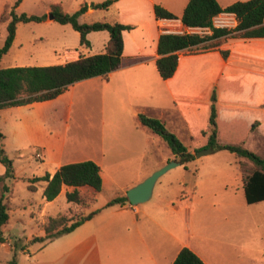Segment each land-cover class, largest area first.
Wrapping results in <instances>:
<instances>
[{
	"label": "rangeland",
	"instance_id": "1",
	"mask_svg": "<svg viewBox=\"0 0 264 264\" xmlns=\"http://www.w3.org/2000/svg\"><path fill=\"white\" fill-rule=\"evenodd\" d=\"M15 1L0 0V15L4 12L8 16ZM102 1L22 0L15 11L46 14L51 4L59 3L63 10L72 13L83 3ZM153 1L116 0L107 9H93L79 21L111 23L125 19L134 23L139 19L151 18L154 5H165L178 16L188 2ZM235 1L241 0H217L220 4ZM5 36L6 22H0V46ZM105 36L108 37L105 30L91 32L89 38L93 44L92 50L84 49L85 54L102 53ZM217 44L211 41L191 47L184 54L196 53ZM76 47L78 49V32L69 24H60L48 17L42 22L18 23L15 39L8 53L2 56L0 67L60 64L64 49ZM249 62L251 60L237 55H231L228 59V63ZM151 66L154 73L138 85L130 83L122 87L119 86L121 82L116 81L114 86H119V89L113 88L112 84L109 90L104 88L103 79H100L103 86L98 84L100 81L72 88L74 83L69 85L65 90H68L66 96L71 95L72 100L68 110L64 105L55 112L53 106L57 107V101H54V105L44 109L45 115L41 112L36 120L33 136L27 133L25 127L18 139V149L6 145L4 149L12 161L14 172L13 176L2 180L7 191L0 189V193L8 200L10 221L6 234L13 240V245H17L13 250L16 264H116L119 248L112 235V224L118 210L122 208L120 204L108 205V202L116 196L125 195L133 183L136 185L175 158L163 139H154L157 135L139 123L133 110L163 121L166 128L193 151L185 124L162 77L156 67ZM235 73L227 67L223 71L224 75ZM65 99L67 105L68 98ZM128 102L131 106H128ZM38 141L46 145L45 157L37 158L35 155L36 152L41 153ZM241 144L264 158V138L256 132H250ZM86 159L99 164L103 170V182L95 196L89 187L79 188L86 198L85 204L67 202L62 194L54 200V204L45 207L40 197L44 182L32 183L33 191L27 187L28 180L50 172L51 167L58 162ZM253 168L254 165L248 159H236L234 153L220 149L200 157L194 154L192 160L163 173L156 181L151 197L137 204L152 217V225L143 230L150 252L160 257L158 245L170 244L175 248L181 239H185L200 247L211 264H264V201L247 204L242 190V177ZM3 170L0 163V172ZM197 190L217 197L228 193L233 195L235 203H241V198L244 203L242 208L231 211L209 209L205 215L195 216L186 202ZM93 196L95 199L92 202ZM95 210L98 212L91 219L45 246L38 241H30L32 237L44 235L40 224L49 217L62 216L64 224L68 225L72 219L76 220ZM163 228L170 231L173 237L168 236Z\"/></svg>",
	"mask_w": 264,
	"mask_h": 264
},
{
	"label": "trees",
	"instance_id": "2",
	"mask_svg": "<svg viewBox=\"0 0 264 264\" xmlns=\"http://www.w3.org/2000/svg\"><path fill=\"white\" fill-rule=\"evenodd\" d=\"M21 1H15L8 16L4 12L0 15V22H6V36L0 46V60L3 55L8 53L15 39L18 23L42 22L47 17L60 24H69L78 32V42L83 48L90 47L87 34L92 31L105 30L108 32V39L105 43L104 52L79 55L77 59L61 64L0 67V109L54 99L64 92L69 85L77 81L94 76H106L109 72L120 67L123 52V32L130 29L131 26L120 22L94 21L85 23L79 21V16L88 7L107 9L116 0H104L91 4L83 3L72 13L63 10L59 3H54L50 5L46 14L40 15L16 13L15 8ZM153 10L156 18H176L173 13L160 5H154ZM222 11L235 13L238 23L234 29L219 28L212 25V17ZM263 15L264 0L235 1L224 8L218 4L217 0H188L179 17L181 22L186 26L210 27L212 33L209 35L195 33L160 34L157 44L159 57L155 62L159 75L162 79L173 77L179 65L180 51L198 46L208 40L233 32L243 38L264 37ZM231 51L251 58L264 59V44H235L218 50L222 59H226ZM211 64L216 65L217 62L212 61ZM198 65L203 67L205 64L200 62ZM198 75L200 78L199 99L203 101L206 84L204 80L211 76V72L205 75L204 70L201 69V74ZM174 104L184 118L193 151L188 149L175 133L167 129L160 119L138 113L137 120L141 125L146 126L152 133L163 139L180 163L192 160L194 154L202 148H211L212 152L226 149L234 153L236 159H248L254 168L242 177L245 201L252 204L264 200V158L241 144L247 138L248 133L253 131L264 138V72L217 77L209 95L208 105L185 100H175ZM197 134L200 135L199 138L196 137ZM3 138L4 135L0 131V163L5 168L4 173L0 175V181L13 176L14 172L12 161L4 150ZM243 171L246 172V170ZM37 181L45 183L42 195L46 201L53 200L60 193L62 186L65 185L74 188L65 193L66 201L82 205L86 203V198L78 188L89 187L95 196L102 186L101 168L89 159L65 163L59 166L52 175L45 173L42 176H33L28 180L27 187L30 191L34 189L32 183ZM94 196L92 202L95 199ZM126 201V195L116 196L108 202V205H124ZM8 210L4 194L0 193V243L5 241L2 227L9 219ZM97 212L98 210H95L76 220L72 219L68 225L64 224L62 216L49 217L40 224V229L44 235L32 237L30 241H38L45 246L55 238L73 231ZM7 264H16L14 254L7 261ZM171 264H204V262L194 251L183 246Z\"/></svg>",
	"mask_w": 264,
	"mask_h": 264
},
{
	"label": "crops",
	"instance_id": "3",
	"mask_svg": "<svg viewBox=\"0 0 264 264\" xmlns=\"http://www.w3.org/2000/svg\"><path fill=\"white\" fill-rule=\"evenodd\" d=\"M148 1L150 3H154L153 0H148ZM241 1H245V0H241ZM231 3H225V4L218 3V4L222 8H224ZM164 8L172 13V11H170L167 6L164 5ZM92 10L93 8L88 7V9L84 13H82L79 16V18L83 19L85 15L91 12ZM182 11L176 17H180ZM119 21L120 23L123 24H127V25L130 24L131 26L130 29L125 30L123 32V52L121 55L120 67L114 71L109 72L106 76H94L91 78L77 81L73 85H71V88L86 83H93V82L97 83L98 81H100L98 84H100V86H103L102 81L100 80L103 79L104 88L110 90L113 84L112 86L113 88L119 89L120 85L122 87H125L130 83L131 84L134 83L138 85L140 81H145L148 75L154 73L151 65L155 66V62L159 57V54L157 53V44L160 34L164 33L162 27L164 23V19L156 18L153 13V16L151 18L139 19V21L134 23H131L130 21L125 19H120ZM114 22H117V20ZM263 24H264V15H263ZM90 33L87 34V39L90 42L89 48L90 50H92L91 47L93 46V44L89 38ZM78 39H79V35H78ZM107 39L108 37L105 36L104 47ZM211 41H216L218 42V44L200 50L196 53L184 54V51L188 49L181 50L179 53V65L177 67L175 74L173 75V77L169 79H162L172 98L173 104L175 100H185L193 103L202 102L208 105L209 95L214 80L217 77L264 72V59L251 58L245 55L237 54L233 51H231L228 54L226 59H222L218 52V50L221 48H227L235 44H247V43L264 44V37L243 38L237 35L235 32H233L232 34H228L225 36L208 40L200 45L207 44L208 42ZM104 47L101 52L104 51ZM84 49L86 48L80 46L79 42H78V49L77 47L72 50L65 48L63 55L60 57V64L66 61L77 59L79 55H87L85 54ZM231 55H237L240 57L247 58L251 60V62H249V64L228 63V59L230 58ZM212 61L217 62V64L212 65L211 64ZM200 62L201 63L203 62L205 65H203V67H199L198 63ZM226 67L229 69V71L237 72V73L232 75L231 74L224 75L223 71ZM201 69L202 71L204 70L205 75L211 72V76H208L209 78H207V80L205 78L204 80V83L206 84L203 92L205 99L203 101L199 99V93H198V88L200 85V78L198 74H201ZM116 81L118 83L121 82L118 88L114 86V84H116ZM66 93H68V90L65 91V93L62 92L56 98L51 100L34 102L30 105L9 106L0 109V124H3L0 125V131L4 135L3 138L4 148H6L7 144H10L13 146L14 149H18L19 147L18 139L21 137L25 127L27 133L33 136L34 128L36 129V124H35L36 120L39 118L41 112H43V114L45 115L44 109L50 107V105L54 103V101H57L56 102L57 107L53 106L54 110L56 108L55 112L58 111V107L64 105L68 110L69 105L72 103V100H71V95L66 96ZM65 98H68L67 105L65 104L66 103ZM218 105H221V103H218ZM128 106H131L129 102H128ZM230 106L241 108L239 106H232V105ZM177 112L180 115L181 119L183 120L185 127L187 129L183 116H181L178 110ZM133 113L134 114L136 113V117H137L138 111L136 109L133 110ZM249 135L250 133L247 135V137H249ZM158 137H159L158 135L154 136V139L157 140ZM38 142H40L38 144L40 145L39 151H41V157H45L46 148L44 146L46 145H44L43 141H38ZM173 159L177 160L176 158ZM70 162H77V161H69L67 163ZM65 163L58 162L56 166L51 167V171L48 173L52 175L59 166ZM4 171L5 168L3 171L0 172V175H2ZM102 174H103V170L101 169V178H102ZM2 182L3 181H0V189L2 191H7L6 189L7 186L5 184H2ZM134 184L135 183H133L131 186H133ZM44 185H42L41 187V195ZM73 189H74L73 187L63 185L60 193L51 201H46L43 195L40 197L45 202V207H47L50 204L51 205L54 204V200L58 199V197H60L62 194L65 195L67 191H72ZM197 191L198 192L194 193L193 197L186 202L192 208L193 215L195 216L196 214L205 215L206 212L209 211V209L231 211L238 207L242 208L244 203L242 198H241V203L239 204L235 203L233 195L228 193L217 197L213 195H206L200 192L199 190ZM5 200L8 201L7 199ZM263 201L264 200L256 203H260ZM120 208H122V210H118L116 219L113 221L114 224H112L114 229L112 235L114 237V241H116L115 244L117 248H119V251H117L116 264H171L176 254L183 246H186L190 248L192 251H194L203 260L204 264H211L208 258L203 254L202 249L200 247L192 245L189 241L185 239L183 240L181 239L175 248H173L170 244H166V245L162 244L161 246L158 245L157 248L160 249V254H159L160 257L154 255L153 253L150 252L149 245H147L145 242L144 231H143L146 228V226L149 225L150 227L152 225L151 222L152 217L147 213V211L142 210L137 205H130L127 201L124 205H120ZM9 221L10 218L8 219L7 223L2 227L3 237L5 241L0 243V264H7V261L11 259V255H13L14 248L17 247V245L16 246L13 245L12 243L13 240L11 239V237L6 234V231L9 230L8 228ZM35 224L36 223L34 221V225ZM163 230L168 234V236L173 237V234L170 231H167L166 228H163ZM42 235L43 234H39V236ZM132 248L135 249L133 250Z\"/></svg>",
	"mask_w": 264,
	"mask_h": 264
},
{
	"label": "built area",
	"instance_id": "4",
	"mask_svg": "<svg viewBox=\"0 0 264 264\" xmlns=\"http://www.w3.org/2000/svg\"><path fill=\"white\" fill-rule=\"evenodd\" d=\"M163 32L173 33V34H199V35H209L212 33L210 27H193L184 25L179 17L176 18H162ZM238 21L235 13L229 11H222L212 17V25L219 28L234 29ZM36 157L40 158L41 153L36 152Z\"/></svg>",
	"mask_w": 264,
	"mask_h": 264
},
{
	"label": "water",
	"instance_id": "5",
	"mask_svg": "<svg viewBox=\"0 0 264 264\" xmlns=\"http://www.w3.org/2000/svg\"><path fill=\"white\" fill-rule=\"evenodd\" d=\"M212 153L211 148H202L195 153L196 157L207 155ZM180 164L177 160H172L161 166L160 168L154 170L150 175L145 177L141 182L136 185L128 188L125 192L127 197V202L130 205H137L147 201L151 195L154 188V185L158 178L165 173L170 168Z\"/></svg>",
	"mask_w": 264,
	"mask_h": 264
}]
</instances>
